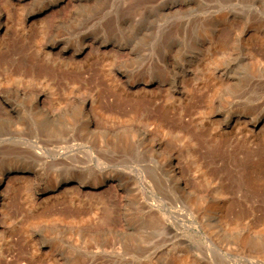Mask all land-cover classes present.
<instances>
[{
	"label": "rangeland",
	"instance_id": "obj_1",
	"mask_svg": "<svg viewBox=\"0 0 264 264\" xmlns=\"http://www.w3.org/2000/svg\"><path fill=\"white\" fill-rule=\"evenodd\" d=\"M33 1L45 0L14 6L0 42V100L17 110L14 117L0 119V164L17 159L25 167L6 183L4 207L11 213L1 219L6 229H0V264H264V188L246 177L264 157V121L243 146L233 128L225 135L228 148H218L208 136L224 111L264 114V0H77L73 16L62 9V23L49 26L43 38L27 28L50 25L54 12L48 20H25L23 12ZM212 32L210 46L205 35ZM82 34L118 42L131 55L122 63L116 58L100 64L95 55L80 54L74 65L37 56L56 39L72 44ZM201 46L211 47L209 59L189 71L188 59ZM78 65L81 76L74 78ZM150 65L167 75V86L139 89L111 80L117 70L135 73ZM27 68L40 71L31 79L23 73ZM176 74H183L181 101L171 93ZM211 86L222 87L214 107L203 98ZM35 95L50 108L46 122L38 121ZM83 105L98 110L100 123L92 136L80 127ZM146 120L152 122L148 136L140 131ZM150 138L163 147L151 152ZM244 148L252 149L247 159ZM163 151L176 157L195 193H184L169 178L160 161ZM60 176L82 183L38 193V186ZM101 176L104 184L89 187ZM70 210L88 216L87 223L78 216L71 220ZM220 212L230 219L244 215L258 232L248 236L243 223L230 219L218 232L214 224ZM39 214L42 226L34 229L27 220Z\"/></svg>",
	"mask_w": 264,
	"mask_h": 264
},
{
	"label": "bare ground",
	"instance_id": "obj_2",
	"mask_svg": "<svg viewBox=\"0 0 264 264\" xmlns=\"http://www.w3.org/2000/svg\"><path fill=\"white\" fill-rule=\"evenodd\" d=\"M15 1V2H13ZM65 1L67 0H45V1H33L31 3H29V5L27 6L26 10L23 12L24 18L25 20H29V19H35V17H44L46 18V20H48L47 18L49 11L52 9L53 10V15L51 18V24L48 25L45 23H42L40 26L38 25V27L36 28H27L29 30H31V32H33L34 30L38 31L39 34H41L40 36L42 37L43 34H47L51 29H54L55 27H58L59 23H62V19H61V10L65 9L67 10V15L69 17V15L71 16L72 14L75 13V9L77 8V0H68V4H65ZM17 2V4H16ZM29 0H0V42L2 43L3 41L1 40V36L2 33H7L8 28H9V22L12 19V14H13V7L18 5L20 8L23 9L24 6H26L28 4ZM79 4V3H78ZM180 5V4H179ZM180 7V6H179ZM18 8V7H17ZM177 9V8H176ZM51 10V11H52ZM175 10V9H173ZM23 11V10H22ZM167 12V11H166ZM165 12V13H166ZM173 13V11H172ZM73 16V15H72ZM48 23V22H47ZM20 25V24H19ZM52 25V28L50 30H48L49 26ZM52 32V31H51ZM82 32V31H81ZM80 32V33H81ZM84 32V31H83ZM89 32V31H88ZM87 32V33H88ZM216 32V31H215ZM50 34V32H49ZM48 34V36H49ZM89 34V33H88ZM79 36V35H78ZM207 38L206 39V43L207 45L212 44V40L215 37L214 32H212L211 35H205ZM76 37V36H75ZM43 38V37H42ZM41 38V39H42ZM54 38V37H53ZM57 38V37H56ZM77 38V37H76ZM100 38V37H99ZM204 39V38H203ZM215 39V38H214ZM52 40V39H51ZM54 40V39H53ZM67 40V39H66ZM77 40V42L72 43L69 42L70 44L67 43V41H64L62 39H56L54 40L53 43H51V45H47L44 49L40 50L37 53V56L40 58H43L44 60L49 61L52 64H63V65H74L75 63H77V57L80 54H92L95 55V58H97V62L100 64H103L105 62H109L108 60H116V58H119L121 61L120 63H122V61H124L125 59H128L131 55L130 50L126 51L124 46H121V44H119L118 42L112 41V40H106V39H91L88 38L85 34H82L81 37ZM73 40V41H75ZM72 41V42H73ZM49 42V41H48ZM45 43V42H44ZM47 43V41H46ZM50 44V42H49ZM54 44H57L55 46H59V51L53 52L52 48L55 47ZM123 45V44H122ZM127 46V45H126ZM206 46V45H205ZM210 46H207V48H203V46H201V48L198 50V52L194 53V55H192V57H190L189 63H188V67L189 71L191 70L193 72V68H197L198 65L201 63V61L207 59L209 57L210 54ZM57 49V50H58ZM70 51L69 54H67V52ZM122 58H125L124 60ZM122 59V60H121ZM209 59V58H208ZM118 60V59H117ZM116 60V61H117ZM128 62V61H127ZM168 62V61H167ZM119 63V62H118ZM133 65L134 62L132 61ZM112 64V62L110 63ZM154 65V64H153ZM162 65H165L162 63ZM36 66V65H35ZM120 66V65H119ZM127 66V63H126ZM151 66V65H150ZM167 66V65H166ZM165 66V67H166ZM169 66V65H168ZM172 66V65H171ZM174 66V65H173ZM182 66V65H180ZM185 66V65H184ZM187 66V65H186ZM33 66H31L32 69ZM122 67V66H121ZM133 67V66H130ZM80 68H82V66L78 65L77 71H75V75L74 78L76 77H80L81 73H80ZM127 68V67H125ZM150 69L146 70H142L141 72L139 71H134L135 73H130L131 71L126 72V70H117L115 72V76L112 77L111 80H113V82H115L116 86H137L139 89L140 88H144V86H148L151 83H155L154 86H165L166 84H168L167 79H165L167 77L163 76L160 72H157L156 70L152 69L151 67H148ZM169 68V67H168ZM19 69V68H18ZM29 70V68H27ZM30 69V70H31ZM34 69V68H33ZM36 69V68H35ZM27 70V71H23V73H26L25 75H30L31 79H34L36 77V75L39 73L38 70ZM124 69V68H123ZM165 69V68H164ZM171 70V68H169ZM173 69V68H172ZM168 70V69H165ZM174 70V69H173ZM172 70V71H173ZM183 70L180 68V71ZM16 71V70H15ZM18 72L20 70H17ZM112 71V70H111ZM179 71V70H178ZM42 72V71H41ZM167 71H164V73ZM169 72V70H168ZM184 71H182L183 73ZM188 72V71H187ZM22 73V69L20 74ZM173 73V72H172ZM175 73V72H174ZM173 73V74H174ZM179 73V72H178ZM181 73V72H180ZM179 73V74H180ZM189 73V72H188ZM222 73V72H221ZM169 74V73H168ZM170 75H172L170 73ZM178 74L175 75V77H173V79H175L174 81V90H171V93H177L179 95V100L181 101L184 97L185 94V90L183 89V74H181V76H177ZM217 75V74H216ZM120 76V77H118ZM169 76V75H168ZM220 76V75H219ZM72 77V76H71ZM123 77V78H121ZM216 77V76H215ZM70 78V77H69ZM185 78V77H184ZM72 80V79H71ZM75 80V79H74ZM73 80V81H74ZM79 80V78L77 79ZM173 81V80H172ZM225 81V80H223ZM170 82V81H169ZM224 85V84H223ZM167 86V85H166ZM224 87V86H223ZM137 88V89H138ZM167 89L170 90V88L172 89L173 87L170 86L166 87ZM165 88V89H166ZM222 88V87H221ZM220 86H211L210 88H208V91L206 93H204L203 98H205L208 101V107L209 106H215V98L217 97L216 95L218 94L219 90L221 89ZM160 91H162V89H159ZM16 91H20L19 89H16ZM137 91V90H136ZM140 91V90H139ZM158 93V92H157ZM169 93V92H168ZM167 93V94H168ZM170 94V93H169ZM163 95V94H162ZM166 95V94H165ZM4 96V95H3ZM40 95H35L33 97L32 100V106L35 107L34 109L38 112V114L40 115V120L41 122H46L49 114L48 112H50V108L46 106V104H44V102L42 100H40L39 98ZM176 96V95H175ZM1 99L2 96L0 95ZM5 97V96H4ZM167 98V97H166ZM217 99V98H216ZM168 100V99H167ZM184 100V99H183ZM9 102V101H8ZM10 103V102H9ZM91 105L93 106V100L91 101ZM87 107L85 105H83L82 107V119L80 122V127H82L84 131H86L85 134H87V132L89 133V135H91L90 133L95 132V130H97V126L98 123H100L99 121V114L98 110H95L96 107ZM211 106V107H212ZM9 109H7V107L5 106V103L0 100V119H5L7 120V116H11L14 117L15 113L17 112V110L12 106H8ZM16 107V106H15ZM97 109V108H96ZM134 109V108H133ZM181 111L184 110V105L181 106ZM216 110V109H215ZM251 112V111H250ZM250 112H243L241 110H234V111H224L223 114L224 116H222V118L220 117V121L219 123L214 127V131H211V133H209L208 136H212L213 141H214V145L217 146L220 149H224L228 148V146L230 145L228 139L225 137V135L227 133H229V129L233 128L234 129V134H236V136L239 137L240 141H242V145L243 146L245 143L249 142V138L252 136L250 133L254 132L255 129L261 125L262 121H264V114L258 115V116H251L252 114ZM138 113V112H137ZM134 114V113H133ZM80 115V116H81ZM79 116V117H80ZM216 116L215 114H212V117ZM220 116V115H219ZM12 117L10 119H12ZM51 118V117H50ZM9 119V118H8ZM15 118H13L14 120ZM17 119V118H16ZM38 119V118H37ZM43 119V120H41ZM207 119V118H206ZM210 119V118H209ZM55 120V119H54ZM52 120V121H54ZM152 120H154L152 118ZM216 120V118H215ZM21 122V120H19ZM18 121V122H19ZM148 121V122H147ZM16 122V121H15ZM17 122V123H18ZM33 122V121H32ZM37 122V121H36ZM55 122V121H54ZM61 122V121H60ZM69 122V121H68ZM78 122V121H77ZM214 122V120L210 119L209 120V125H212ZM247 123L248 127H244L241 125V123ZM264 123V122H263ZM21 124V123H19ZM33 124V123H32ZM71 124V123H70ZM146 124L142 127V129L140 130L141 133L145 136H148L149 134V128L152 127V122H150L149 120H146ZM160 124V123H157ZM11 125V124H10ZM69 125V124H68ZM73 125V124H72ZM17 126V125H15ZM37 126V125H36ZM45 127V125H44ZM99 127V126H98ZM17 128V127H16ZM37 128V127H36ZM47 128V127H46ZM50 127H48L49 129ZM18 129V128H17ZM264 129V127H263ZM41 130L43 131L44 129L41 128ZM48 131V130H47ZM45 131V132H47ZM103 131V130H102ZM264 131V130H263ZM39 132V131H38ZM83 132V131H82ZM81 132V133H82ZM40 133V132H39ZM50 132H47V134ZM54 134V133H53ZM52 134V135H53ZM94 135V134H92ZM91 135V136H92ZM96 135V134H95ZM6 136V135H5ZM54 136V135H53ZM82 136V135H81ZM207 139L212 140V138L208 137ZM215 136V137H214ZM84 137V136H82ZM81 137V138H82ZM86 137V136H85ZM88 137V136H87ZM86 137V138H87ZM216 137H220L219 139ZM261 137V142L264 139V134H260ZM4 138V137H3ZM90 138V136L88 137ZM94 138V136H93ZM92 138V139H93ZM96 138V137H95ZM91 139V138H90ZM206 139V140H207ZM94 140V139H93ZM5 141V140H4ZM82 141V139H81ZM98 142V141H97ZM1 143V142H0ZM6 143V142H5ZM264 143V142H262ZM4 145V144H3ZM86 145V144H85ZM149 145V150L151 152H155L157 149H161L163 147V142H159L156 141V139L154 138H150V140L148 141ZM2 146V145H1ZM211 145H208V147H210ZM3 147V146H2ZM77 147V146H76ZM87 147V146H86ZM86 147L84 149H86ZM10 148V147H9ZM13 148V147H11ZM247 148V147H246ZM11 150V149H10ZM9 150V151H10ZM252 149H246L244 148V153L246 155H244V158L247 159V154L248 152H250ZM3 151V150H2ZM8 151V150H7ZM12 151V150H11ZM21 152V151H20ZM7 153V152H6ZM15 153V152H14ZM254 153V149L252 154ZM1 154V153H0ZM3 154V153H2ZM263 154V153H260ZM79 155V154H78ZM264 155V154H263ZM1 156V155H0ZM3 156V155H2ZM20 156V155H19ZM161 160L163 161V165L165 166V170H166V174H168L169 178L175 183L176 187L179 188L181 191H183L186 194H192L193 192L195 193V190L190 187L188 185L187 180L184 178L181 170L182 167L180 166V163L176 160V157L171 154L168 151H163L161 154ZM261 157V156H260ZM5 158V157H4ZM9 158V157H8ZM20 158V157H19ZM21 159V158H20ZM5 160V159H4ZM8 161V159H6ZM5 160V161H6ZM10 160V158H9ZM1 162L2 164H0V229L2 228V223L1 219L3 221V219L5 217L9 218L10 217V211L6 210L5 211V207L4 205H6V198H7V191H6V183L9 182V180H11L13 175H16L17 173H23L24 172V165L20 164V161H17L13 159L10 162ZM246 161V160H245ZM256 162V166L254 172H250V174L247 173L246 177H248L251 182H253L257 187H263L264 188V157H262L261 159H258ZM243 163V162H242ZM253 167V166H252ZM253 167V168H254ZM65 169L68 170V168L65 167ZM64 171V170H63ZM66 173V172H65ZM70 173V172H69ZM75 173V172H74ZM58 174V173H57ZM24 175V174H23ZM52 175V174H51ZM77 175V174H76ZM80 176V175H78ZM20 177V176H19ZM73 177V176H72ZM18 178V177H17ZM21 178V177H20ZM55 180H51V181H47L46 183L44 182V184L42 183L40 186H38L39 192L40 194H44V193H51L53 191L58 190L61 187H66L68 189L71 190V188H76L78 186L81 185V179H77V180H73L71 177L69 176H60L56 179V177H54ZM30 179V178H29ZM51 179V178H50ZM28 180V179H27ZM85 180V179H84ZM31 181V180H30ZM36 181V180H34ZM90 181V180H89ZM105 181V177L101 176L97 179H94L90 182L89 187H97V186H101L102 184H104ZM86 182V181H85ZM30 183V182H29ZM88 183V180H87ZM86 183V184H87ZM31 184V183H30ZM39 185V184H38ZM66 185V186H65ZM196 186V185H195ZM6 187V188H5ZM28 187V186H27ZM37 187V186H36ZM63 187V188H64ZM8 189V188H7ZM30 189V188H29ZM76 192V191H75ZM39 194V195H40ZM56 195V194H55ZM221 199H223V195L221 197ZM33 202V199L31 200V203ZM30 203V202H29ZM30 203V204H31ZM11 204V203H10ZM13 205V204H12ZM11 205V206H12ZM33 205L34 202H33ZM7 206V205H6ZM29 206V205H28ZM27 207V206H26ZM36 209V208H35ZM34 209V210H35ZM44 209V207H43ZM5 211V212H4ZM46 211V210H45ZM61 211V210H60ZM67 211V210H66ZM49 212V211H48ZM52 212V211H51ZM65 212V211H64ZM15 211H13L12 216L14 215ZM19 213V212H18ZM32 213V212H30ZM43 213V212H42ZM71 210H70V214H71ZM63 214V213H62ZM69 214V216H71V220H74V217L78 216L75 215L76 213H72L71 215ZM18 215V214H17ZM42 214L39 215H32L31 218H29V221L31 223L30 226L34 227V225H38V226H42V222H43V215ZM61 215V213H60ZM64 215V214H63ZM16 216V215H14ZM26 217V216H24ZM52 217V216H51ZM59 218V215L57 216ZM61 217V216H60ZM64 217V216H62ZM68 217V216H67ZM16 218V217H15ZM66 218V217H65ZM79 220H81L80 222L82 224H86L87 223V218L88 216H86L85 214L81 215V213L79 214L78 217ZM69 219V217H68ZM230 217L228 215H226L223 212H220L219 216H217L215 218V224H214V228L218 227V232L222 231L221 230V223L225 222L228 223L229 222ZM15 220V219H14ZM62 220V219H61ZM256 222H260L261 219H254ZM26 221V222H27ZM230 221L232 222H236L237 224L243 223L244 227L242 228L243 231H246L248 233V236H253L255 233H257L258 231L256 229H254L252 226H250L251 222L246 219V217L242 214H238L236 213L235 216H232ZM264 221V220H263ZM5 222V221H4ZM11 222V221H10ZM16 222V221H15ZM25 222V223H26ZM28 222V225H29ZM77 222V221H75ZM12 223V222H11ZM10 223V224H11ZM4 224V223H3ZM9 224V223H8ZM9 224V226H10ZM16 224V223H14ZM224 224V223H223ZM27 225V226H28ZM5 228V227H3ZM2 228V229H3ZM9 228V227H8ZM6 229V228H5ZM27 229V228H26ZM30 229V228H29ZM33 229V228H32ZM34 229H37V227ZM33 229V230H34ZM12 231V230H11ZM3 232V231H2ZM40 232V231H39ZM33 233V232H32ZM37 232H34V234ZM3 236V235H2ZM28 236V234H27ZM31 237V236H30ZM37 236H32V238H36ZM41 240V239H40ZM43 242V241H42ZM46 243V242H45ZM44 243V244H45ZM85 242H83L84 244ZM48 244V243H47ZM38 249V248H37ZM40 249V248H39ZM23 250V249H22ZM55 252V251H53ZM2 253V250L0 249V254ZM57 259V258H56ZM65 260V259H64ZM74 260V259H73ZM11 261V260H10ZM9 261V262H10ZM13 261V260H12ZM17 261V260H15ZM20 261V260H19ZM76 261V260H75ZM7 262V261H6ZM55 262V260L53 261ZM19 263V262H18ZM15 264V263H14Z\"/></svg>",
	"mask_w": 264,
	"mask_h": 264
}]
</instances>
